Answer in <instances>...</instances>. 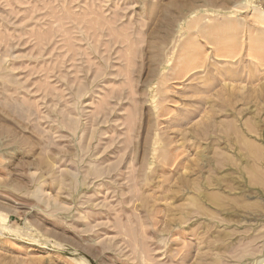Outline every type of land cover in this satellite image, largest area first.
Masks as SVG:
<instances>
[{"label": "rangeland", "instance_id": "374dc122", "mask_svg": "<svg viewBox=\"0 0 264 264\" xmlns=\"http://www.w3.org/2000/svg\"><path fill=\"white\" fill-rule=\"evenodd\" d=\"M0 264H264V0H0Z\"/></svg>", "mask_w": 264, "mask_h": 264}]
</instances>
